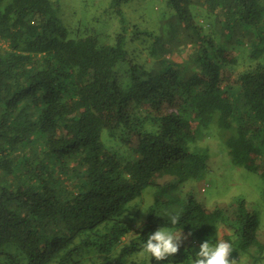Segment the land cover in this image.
Listing matches in <instances>:
<instances>
[{
	"label": "trees",
	"instance_id": "obj_1",
	"mask_svg": "<svg viewBox=\"0 0 264 264\" xmlns=\"http://www.w3.org/2000/svg\"><path fill=\"white\" fill-rule=\"evenodd\" d=\"M169 4L182 40L137 60L125 31L69 40L53 0H0V264H145L129 258L161 227L257 244L240 199L209 212L190 193L175 226L158 202L125 218L160 180L201 178L212 125L264 185V0Z\"/></svg>",
	"mask_w": 264,
	"mask_h": 264
},
{
	"label": "rangeland",
	"instance_id": "obj_2",
	"mask_svg": "<svg viewBox=\"0 0 264 264\" xmlns=\"http://www.w3.org/2000/svg\"><path fill=\"white\" fill-rule=\"evenodd\" d=\"M53 2L56 4V15L68 29L69 40L98 35L103 43L113 44L115 37L125 31L126 49L131 57L137 60L147 59L148 55L156 51L168 52L170 48L179 45L184 35L177 13L170 6L169 0H124L120 6L115 5L113 0H53ZM176 50L179 54L167 53L166 56L178 59L187 57L188 50L183 49V46L180 51ZM126 65L128 64L119 62L116 70L120 73ZM205 133V137L196 145L204 148L200 151L207 163L201 178L185 184H178L170 178L166 181L160 180L158 186L146 188L143 195L132 203V211L127 212L125 218L135 216L136 213H132L137 210L139 212L135 216L137 221L146 214L149 206L156 202L159 203L158 212L162 216H167L168 213L178 214L182 210L178 200L190 193L209 212L226 208L240 199L245 201V209L257 220V223L253 224L258 230L257 244L246 251L241 245L243 239L236 235L230 236L232 232L226 233L228 230L225 228L224 231L220 230L218 236L209 234L193 240L187 239L188 243L181 244L176 255L164 261H156L143 251L133 254L130 260L145 264H192L201 243L210 241L211 244H215L222 239L232 243L234 251L231 258L236 259L237 264H264L263 181L258 173L233 164L225 141L232 131H224L212 125ZM225 214L226 217L234 216L230 209H225ZM140 221L143 222V219ZM227 235L229 237H226Z\"/></svg>",
	"mask_w": 264,
	"mask_h": 264
},
{
	"label": "clouds",
	"instance_id": "obj_3",
	"mask_svg": "<svg viewBox=\"0 0 264 264\" xmlns=\"http://www.w3.org/2000/svg\"><path fill=\"white\" fill-rule=\"evenodd\" d=\"M167 216L171 225L180 223L179 214L168 213ZM142 224V221H138L137 227L142 228ZM185 239L187 236H184L183 232L177 233L168 227H161L149 235L142 246V251L156 261H164L179 252ZM233 251L231 242L220 239L215 244H211L210 241H204L192 264H237V260L231 258Z\"/></svg>",
	"mask_w": 264,
	"mask_h": 264
}]
</instances>
